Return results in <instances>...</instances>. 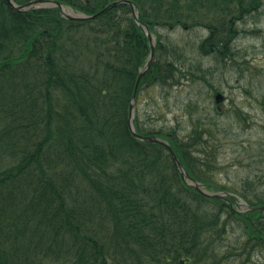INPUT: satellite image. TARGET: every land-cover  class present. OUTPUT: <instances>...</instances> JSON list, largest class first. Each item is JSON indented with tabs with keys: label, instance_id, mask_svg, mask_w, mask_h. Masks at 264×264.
Listing matches in <instances>:
<instances>
[{
	"label": "trees",
	"instance_id": "obj_1",
	"mask_svg": "<svg viewBox=\"0 0 264 264\" xmlns=\"http://www.w3.org/2000/svg\"><path fill=\"white\" fill-rule=\"evenodd\" d=\"M59 1L95 14L115 0ZM133 1L156 35L155 57L137 95L145 85H176L182 67L188 69L183 49L161 29L210 28L211 36L199 42L206 54L233 33L237 12H259L263 5ZM149 54V38L129 3L79 20L57 6L16 10L0 0V264H219L228 257L212 237L221 229L226 234L233 217L246 222L245 251L264 244L254 217L259 212H237L233 198L191 187L167 146L132 133L130 104ZM135 124L142 134L166 139L193 178L225 189L199 169L212 171L211 162L203 165L195 155L209 144V131L183 135L180 123L146 128L140 114ZM79 179L85 185L74 192Z\"/></svg>",
	"mask_w": 264,
	"mask_h": 264
},
{
	"label": "rangeland",
	"instance_id": "obj_2",
	"mask_svg": "<svg viewBox=\"0 0 264 264\" xmlns=\"http://www.w3.org/2000/svg\"><path fill=\"white\" fill-rule=\"evenodd\" d=\"M236 14L239 16V12ZM246 17L236 19L233 33L224 36L226 41L218 43L217 51L208 56L197 46L210 34V29L185 30L181 26L161 29L163 36L183 49L188 69L182 67L183 73H179L176 85L163 89L155 84L142 87L137 95L136 109L146 128L180 123L183 135L189 131L194 133L197 128L209 131V144L201 146L203 150L195 155L203 165L204 161H210L212 171L198 163L199 169L207 174L209 181L240 196L238 201L259 203L264 199V6L259 14L253 11ZM248 30L254 34H247ZM217 91L224 94V100L217 102ZM7 165L12 163H4V167ZM84 185L79 179L73 187L74 192L76 187L82 190ZM235 206L242 209L236 203ZM258 211L255 223L263 230L259 239L264 240V210ZM234 218L225 222L226 234L221 229L220 235L212 237L219 238L216 244L221 247V254L228 257L219 264H264V244H259L255 251L248 244L245 251L250 238L246 222ZM108 229L102 228L106 233ZM255 241L257 239L252 238L250 243ZM26 247L23 241L20 248Z\"/></svg>",
	"mask_w": 264,
	"mask_h": 264
},
{
	"label": "water",
	"instance_id": "obj_3",
	"mask_svg": "<svg viewBox=\"0 0 264 264\" xmlns=\"http://www.w3.org/2000/svg\"><path fill=\"white\" fill-rule=\"evenodd\" d=\"M8 4L16 9V10H27L31 7H38V6H59L61 8L62 13L70 19H80V20H88V19H92L97 17L99 14H101L103 11H105L106 9H108L111 6L114 5H118L120 3H129L132 6L133 9V14L136 18V20L139 22V24L143 27V29L146 32V35L148 36L149 40H150V54L148 57V60L145 64V66L140 70L138 79H137V83H136V88L133 94V98L131 101V105H130V116H129V126L131 131L133 132V134L141 139V140H145V141H151V142H158V143H162L164 145H166L170 151L173 154V158L176 162V164L178 165L179 169L181 170V174L182 177L186 180V182L188 184H190L191 186H193L194 188H196L197 190L201 191L202 193L209 195V196H214V197H223L224 195H230V193L228 192H224L221 194L218 193H213V192H209L207 190H204L202 187V184L196 180H194L190 174L186 171V169L183 167V165L181 164V162L179 161L178 157L176 156V154L174 153L173 149L171 148V146L169 145L168 142H166L164 139L160 138V137H156V136H146V135H142L140 133L137 132L136 127H135V106H136V94H137V88L141 82L142 77L144 76V74L146 73V71L148 70V68L150 67L153 59H154V55H155V38L153 37V35L151 34V31L149 30V28L145 25H143L140 21H139V11L137 9L136 3L132 0H116L115 2H112L111 4H109L104 10L92 14V15H88L85 13H79L75 10H73L71 7L64 5L62 2L57 1V0H33L30 1L26 4H18L16 3L14 0H7ZM242 206L246 207L248 210L250 211H257L260 210L262 208H264V205L259 206V207H252L250 206L248 203L246 202H242L241 203Z\"/></svg>",
	"mask_w": 264,
	"mask_h": 264
},
{
	"label": "flooded vegetation",
	"instance_id": "obj_4",
	"mask_svg": "<svg viewBox=\"0 0 264 264\" xmlns=\"http://www.w3.org/2000/svg\"><path fill=\"white\" fill-rule=\"evenodd\" d=\"M239 20L241 19V20H243V16L242 17H240V15H239V18H238ZM254 33V32H253ZM211 45H212V43H211ZM215 50V47L214 46H210V52H212V51H214ZM215 98H216V100H217V102H219V100H224V95H219L218 94V91L216 92V95H215Z\"/></svg>",
	"mask_w": 264,
	"mask_h": 264
}]
</instances>
